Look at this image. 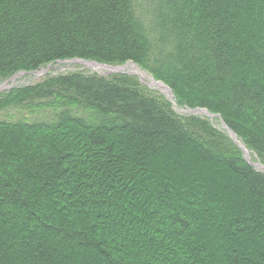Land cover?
Returning <instances> with one entry per match:
<instances>
[{"label":"trees","instance_id":"16d2710c","mask_svg":"<svg viewBox=\"0 0 264 264\" xmlns=\"http://www.w3.org/2000/svg\"><path fill=\"white\" fill-rule=\"evenodd\" d=\"M148 1L0 0V80L133 62L264 164V0ZM0 264H264V171L135 76H47L0 97Z\"/></svg>","mask_w":264,"mask_h":264},{"label":"rangeland","instance_id":"374dc122","mask_svg":"<svg viewBox=\"0 0 264 264\" xmlns=\"http://www.w3.org/2000/svg\"><path fill=\"white\" fill-rule=\"evenodd\" d=\"M136 6L138 8V11H140L141 15L143 14L142 17L144 18V20H146L145 22L148 23L149 20L147 17H149V13L147 8L149 7V1L136 0ZM91 63H96L102 66H104L103 64H105L89 60H82V62H77L76 59H73L72 61L63 60L58 61L56 63L48 64L47 66H44L37 71L18 72L10 77H7L6 79L0 80V97H5L9 92L14 89L34 84L50 75H58L63 73L80 71L84 73L98 74L101 76H110L114 74H127L130 76H135L140 81V84L144 87V89L149 92L152 91V93L154 94L161 95L164 100L170 102L172 110L180 118L185 119L194 115L200 116L204 119H207L215 127L220 128L223 132L228 133L232 140L242 149L244 155L247 157L249 162L264 171V164L261 163L257 154L250 151L244 144V142L238 137V135L234 131L229 129L228 125L225 123V120L219 113L210 111L209 109L203 107L190 108L187 107L185 104L179 105V101H177L173 90L168 85H166L160 80H157L151 73H149L145 69H142L133 62L123 64H107L112 66L129 64V67L127 69L119 71H110L109 69L103 67L98 68L92 65ZM136 68H139L140 70L138 69L139 71L136 72ZM44 69L47 70L42 72ZM2 114H4V116L10 117L13 115H19L20 117H23L26 120H35L48 117L49 111H47L46 109H40L38 108V106L29 103L20 108H13V106L11 108H6L2 112Z\"/></svg>","mask_w":264,"mask_h":264},{"label":"bare ground","instance_id":"6f19581e","mask_svg":"<svg viewBox=\"0 0 264 264\" xmlns=\"http://www.w3.org/2000/svg\"><path fill=\"white\" fill-rule=\"evenodd\" d=\"M70 61H72V60H70ZM76 61L77 62H82V60H79V59H76ZM85 61V60H84ZM92 64V63H91ZM92 65H94V66H96V67H98V68H106V69H109L110 71H119V70H125V69H127L129 66V64H126V65H107V64H103L104 66H102V65H99V64H96V63H93ZM139 69V68H138ZM137 68H136V72H138L139 70H138ZM47 69H44L42 72H44V71H46ZM19 74H21V73H19ZM249 157H250V155H249Z\"/></svg>","mask_w":264,"mask_h":264}]
</instances>
